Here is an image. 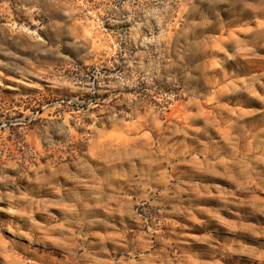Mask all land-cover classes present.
I'll list each match as a JSON object with an SVG mask.
<instances>
[{"label": "rangeland", "instance_id": "1", "mask_svg": "<svg viewBox=\"0 0 264 264\" xmlns=\"http://www.w3.org/2000/svg\"><path fill=\"white\" fill-rule=\"evenodd\" d=\"M0 264H264V0H0Z\"/></svg>", "mask_w": 264, "mask_h": 264}]
</instances>
